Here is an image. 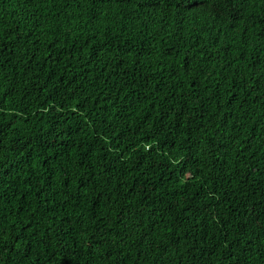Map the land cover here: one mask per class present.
<instances>
[{
    "label": "trees",
    "instance_id": "16d2710c",
    "mask_svg": "<svg viewBox=\"0 0 264 264\" xmlns=\"http://www.w3.org/2000/svg\"><path fill=\"white\" fill-rule=\"evenodd\" d=\"M0 264H264V0H0Z\"/></svg>",
    "mask_w": 264,
    "mask_h": 264
}]
</instances>
